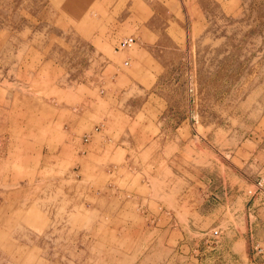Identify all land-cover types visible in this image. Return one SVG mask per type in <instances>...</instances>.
<instances>
[{"label":"rangeland","instance_id":"rangeland-1","mask_svg":"<svg viewBox=\"0 0 264 264\" xmlns=\"http://www.w3.org/2000/svg\"><path fill=\"white\" fill-rule=\"evenodd\" d=\"M169 1L157 19L160 74L141 85L164 110L153 112L151 129L146 115L121 117L138 122L151 145L131 156L112 143L88 161L84 129L106 125L100 111L110 103L102 63L129 69L122 53L137 44L117 45L138 35L123 24L137 0H0V264L199 263L172 254L158 241L166 237L208 246V264H221L218 256L260 264L253 247L264 211L253 202L264 197L254 185L264 176V0ZM22 56L31 63L17 71ZM83 96L94 125L72 136L58 115L85 110ZM140 192L151 194L148 215Z\"/></svg>","mask_w":264,"mask_h":264},{"label":"crops","instance_id":"crops-1","mask_svg":"<svg viewBox=\"0 0 264 264\" xmlns=\"http://www.w3.org/2000/svg\"><path fill=\"white\" fill-rule=\"evenodd\" d=\"M170 7H171V2L169 0H137L134 8L131 9L130 12H128L127 15L125 16L123 20V24H125L126 29H128L129 23H131L134 26V28H137L138 35L136 36L134 34H131L136 38L137 48L135 49L133 54H130L129 51H124L122 53V55L127 56V59L124 60V62L127 61L128 64L123 63L124 65H129L127 66V68L129 67V69L127 70L126 68H124L125 66H121L114 60L104 57L105 59L102 63V68L104 70L100 78L103 84L109 85L105 91L103 90V95L105 97L106 94H109L110 103L107 104L108 105L107 108H103L102 111H100V113L101 115H103L106 125L104 124H102L101 126L94 125V119L92 118V113H90V108L92 109L93 107H91L92 104L88 97L83 96L82 98L83 102L86 99L87 105L85 110L81 112L78 111L71 113L68 111L67 112L64 111L61 114L59 113L58 121L61 122L63 125L66 124L65 127L72 136H75L77 132H79L82 129V127L89 126L91 123H93L94 126L92 128L90 127L89 131H86L84 129L83 132L84 143H82V147H83L82 154L84 153V156L86 157V159H88V161L92 158L97 157L99 152L102 153L105 152L108 148H111L110 145H112V143H114V148H120L124 150L126 154L131 156H133L134 153L139 154V152H143L144 149H146L148 146L151 145L153 136H151V140H150L149 135H147V131H141L138 122L135 121L137 125L134 126L133 119L123 122L121 117L126 116L132 118L134 116L137 117L138 115H143V116L146 115L147 117H150V119L144 117L143 121L144 124L148 123V127H149L151 123H153L154 121L152 119L153 112L156 115H160L164 110V107L157 104L156 101L152 103V101H150L148 97L146 98L145 94L146 91H148L149 89L141 85L143 84L145 85L146 83H155L156 76L160 74L156 70V68L160 70L161 67L160 63L157 61L156 55L166 47H163L160 43V37L162 36V27L157 22V19L159 16H162L163 9H167L165 10V12L166 11L168 12V10L169 11L171 10ZM137 9L138 11L134 12V10ZM29 53L31 52H28L27 57L31 59L32 63L36 62L38 59L36 57H34L33 59L31 57V54ZM31 62L26 58V56L25 57L22 56L21 59L16 64L17 71L18 68L24 71L26 67L30 65ZM130 62L134 63L133 68H130L131 67ZM139 99H142V102L139 104V106H135V107L131 106L135 103V101H138ZM147 101L149 106L148 104L146 105ZM120 103L122 104L118 108L117 106ZM81 123H83L84 126L81 125ZM120 123H122L120 125V128L122 125H124L123 129H125L124 131H121L122 137L120 139L112 140L113 130L110 131V129H112L111 126L113 124H117L119 126ZM149 128L151 129V127ZM127 132H128V136H125V133ZM258 179L259 178H257V180ZM143 193L144 192H140L138 194L139 196L138 198L141 201L145 200L148 203V205L140 204L139 209H141L140 211H142L143 213L146 212L147 214L145 215H148L149 213H152L148 208L149 206H151L149 201L151 194L150 193L143 194ZM249 193L250 191H248V194ZM134 197L135 196L132 195L131 200ZM250 199L251 196L248 197V200ZM259 200L262 201L256 202V199L254 200L253 207L255 205L258 206V207L255 206L256 208L254 210L264 211V197L262 196L259 197ZM147 220H149L152 223H155L159 220V218H154L152 220L147 219ZM131 225L132 224L126 222V227H131ZM174 225L176 226V221L174 222ZM158 241H160V244L166 245L168 250H172V254H175L174 252L177 249H180L181 251H186V258L189 259L190 261L194 259L192 258L193 255L200 256L199 259L196 258L197 260H199L198 264H205V263L208 264L210 260V259L206 260V257L203 258V256L206 255L205 252L209 248L206 245H204V250L199 251L192 247V245H195L196 242L192 243L188 241V239L183 240L181 238V240L178 241L176 240V238L171 239V237H169L167 239L166 237L163 240L162 238H159ZM205 242H208V240L205 239L204 243ZM179 243L180 245L178 246ZM234 244L232 245V249L234 252L233 253L234 256H236V249H234L235 248ZM197 251L199 252L196 253ZM213 259L214 258H212V261ZM216 260L221 264H224V261H226L225 258L222 256L221 258L218 256Z\"/></svg>","mask_w":264,"mask_h":264},{"label":"built area","instance_id":"built-area-1","mask_svg":"<svg viewBox=\"0 0 264 264\" xmlns=\"http://www.w3.org/2000/svg\"><path fill=\"white\" fill-rule=\"evenodd\" d=\"M136 38L133 35L123 37L117 45L118 50H123L132 47L135 44ZM124 64H128L127 61ZM255 187L258 191L264 192V176L259 177V179L255 182ZM221 234V230L217 227L213 228L209 234L213 239H217ZM254 256L258 258L260 264H264V234L262 239L257 242L254 247Z\"/></svg>","mask_w":264,"mask_h":264}]
</instances>
